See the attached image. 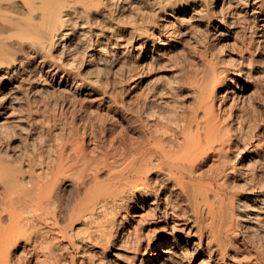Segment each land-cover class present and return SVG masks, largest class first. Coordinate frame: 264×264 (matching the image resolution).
Segmentation results:
<instances>
[{
	"label": "bare ground",
	"instance_id": "1",
	"mask_svg": "<svg viewBox=\"0 0 264 264\" xmlns=\"http://www.w3.org/2000/svg\"><path fill=\"white\" fill-rule=\"evenodd\" d=\"M111 1L0 0V264H63L44 227L66 240L69 264L78 252L92 264L125 263L143 244L139 227H126L139 209L183 237L192 228L208 235L236 264H248L244 250L264 264V0H240L250 9L238 13L236 0L226 8L194 0L201 8L190 37L154 28L167 7L180 3L187 13L190 0L149 2L153 12L126 0L128 52L142 86L126 126L114 114H76L68 88L54 99L53 85L36 83L23 62L28 45L98 83L115 59L117 37L105 32L120 17ZM216 26L232 41L210 37ZM123 207L133 213L120 223ZM21 237L31 246L14 259ZM144 244V264H177L173 239Z\"/></svg>",
	"mask_w": 264,
	"mask_h": 264
},
{
	"label": "rangeland",
	"instance_id": "2",
	"mask_svg": "<svg viewBox=\"0 0 264 264\" xmlns=\"http://www.w3.org/2000/svg\"><path fill=\"white\" fill-rule=\"evenodd\" d=\"M127 1L128 4L132 3V0ZM153 1L161 0H136L137 4L134 5H139L140 9L143 8L146 11H148L149 9L150 12H153L155 11V8L150 10L151 6H149ZM193 1L194 0H190L193 5L190 8H187V13L182 12V9L184 7L180 3L178 5L172 4L171 7H167L168 10L165 12V14L159 17V27H154L156 28V31H159V29L161 28V31L165 32V30L169 28V31L171 30L170 32L176 31L175 33L180 36L181 32L185 30L183 35H185V37H190L192 28L196 27L195 21L193 20V14L196 10H199L201 8L197 4L194 5ZM200 2H202V0ZM145 3L146 5H144ZM227 3L228 2L226 0H223L221 2V5L226 8L228 7ZM140 4H142V7ZM145 6H148V8H146ZM216 6L217 3H214L213 8L215 9ZM235 6L237 7V13L242 9H250L248 4H241L240 0H236ZM109 7L113 10V12L115 11V15L118 13V15L120 16L116 17V20L114 19L115 23L114 20L108 19L109 26L105 29L107 37L108 35L113 36V34L117 37L115 43H112V40H110V45L115 52V59L109 66L103 65L104 69L102 73L97 74V76L101 77L100 79L97 78L98 83H96V78H94L93 76L91 77L93 81H91L88 78L90 75L87 76L83 72L71 70L66 67L65 64H62V62L59 61V56L48 55L44 53L43 50L37 48L33 49L31 47H28V45L25 46V51L26 55L29 56V61L27 62L23 60V62L25 66L30 69L36 83H42V81H44L43 79H46V81L51 84V86L53 85L52 87L55 90L53 97L54 99L57 98V94H59L58 92H62L64 91L62 89L68 88L69 91L66 92H68L69 99L76 109V114L80 113L84 116V118L87 119H92V117L97 115V112L106 117L108 115L114 114L119 117L121 123L125 122L126 126V120L129 119V121L131 122L130 114L128 111L131 100L133 97H135V94L140 95V93L142 92L141 82L139 83V76L141 75L140 67L130 59V53L128 52L129 28L127 24L128 19L126 18V16L127 13H129L132 9V6L131 8L130 5L127 6L126 0H112ZM249 11L251 13V10ZM230 16H232V13H230ZM118 19L119 22L116 24V21H118ZM109 27H113V29H111V31L114 30L113 33L109 32ZM75 31L76 29L74 27L70 31V34H73ZM213 31H216V34H212ZM208 33L210 37H217L218 40L216 41H218L219 44L221 43V41H223V39L227 41H232L233 39L231 38V36H228L223 28H220L219 26L209 29ZM159 35L160 34L156 32V39L160 38ZM254 36L256 38V41H260L256 34H254ZM229 47L232 48V45H229ZM18 60L19 59L15 61V64L19 63ZM133 70L137 71L135 76L132 75ZM246 82V92L252 93L254 99L257 101L258 98L253 83L248 80ZM45 103L46 101L41 100L38 102V105L40 108H43ZM39 111L40 112H37L38 115H42V109H39ZM114 131L117 133L119 131V127H117ZM0 195L2 196L1 190ZM126 213L133 212L125 207L121 208L115 216L116 221L120 220V223L121 221L124 222ZM135 214L137 215L133 216L134 221H132V218L127 219V222L129 224H127L126 227L130 228L131 230L136 225L139 227V231L142 233L141 242L143 244L145 243L144 246L147 243H151L156 237L160 236H166L173 239L175 241V244L177 245H175V247L173 248V259H176L177 264H218L217 262L222 261V257L224 261L231 260V262L233 261L235 264L236 262H238L237 258L235 256H232L230 250H227L226 253L223 249H219L215 241L211 240L208 235L202 236L199 239L198 232L195 231L194 228L189 229L190 232L187 237H183V234H185L183 230H175L170 226H166L162 220L152 218L150 213L146 212L145 210L139 209ZM39 227L42 228L44 227V225L40 223ZM41 230L44 232L45 236L49 237L50 244L52 246V252L55 253V255L61 257V262L63 264H69V257L72 255V253L67 248L66 240L58 235L52 228L44 227ZM121 231L122 229L119 231V233ZM235 238L236 237L232 239L233 247H235L237 250L242 251L243 245L240 243V241L237 240V238ZM20 242L21 243L19 245L21 246L14 247V252L12 251V257L14 259L21 257L22 253H20V251L22 249V246H26V248L31 246V244L29 243L30 241L25 240L24 237L20 238ZM143 244H141L139 249H136L134 251V256L133 258H131V260H128L125 263L118 262L117 264H144V261L146 260H144V258H146V256L149 254V250L144 249ZM242 254L245 255L248 264H255L253 255H250V253L246 250L242 251ZM97 255V259L102 258L101 253L98 254L97 252ZM75 256L77 264H92V261L89 259V257L82 254V252H78ZM35 258L36 257L33 258L31 264H36ZM108 258L110 257H106L105 259ZM155 261L156 262L154 264H170L166 260H162L161 262L158 260Z\"/></svg>",
	"mask_w": 264,
	"mask_h": 264
}]
</instances>
